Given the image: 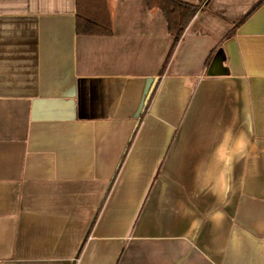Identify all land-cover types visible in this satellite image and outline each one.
Listing matches in <instances>:
<instances>
[{
  "label": "crops",
  "instance_id": "obj_1",
  "mask_svg": "<svg viewBox=\"0 0 264 264\" xmlns=\"http://www.w3.org/2000/svg\"><path fill=\"white\" fill-rule=\"evenodd\" d=\"M106 1L0 0V264H264V1Z\"/></svg>",
  "mask_w": 264,
  "mask_h": 264
},
{
  "label": "trees",
  "instance_id": "obj_2",
  "mask_svg": "<svg viewBox=\"0 0 264 264\" xmlns=\"http://www.w3.org/2000/svg\"><path fill=\"white\" fill-rule=\"evenodd\" d=\"M192 4L182 0H145L147 7H157L165 17L167 30L173 40L164 65L168 62L184 29L199 10L201 3ZM260 0L254 7L259 6ZM76 21L75 29L79 34H109L111 19L106 0H75ZM249 14V13H248Z\"/></svg>",
  "mask_w": 264,
  "mask_h": 264
},
{
  "label": "water",
  "instance_id": "obj_3",
  "mask_svg": "<svg viewBox=\"0 0 264 264\" xmlns=\"http://www.w3.org/2000/svg\"><path fill=\"white\" fill-rule=\"evenodd\" d=\"M156 81H157V79H156L155 82H153V84L151 85V87H150V89H149V91H148V93H147V95H146L144 105L147 104V101H148V99L150 98L151 93H152V91H153V89H154V87H155V83H156Z\"/></svg>",
  "mask_w": 264,
  "mask_h": 264
}]
</instances>
